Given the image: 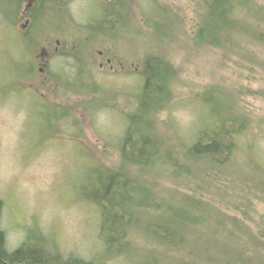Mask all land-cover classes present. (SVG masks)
I'll return each instance as SVG.
<instances>
[{"label":"trees","instance_id":"trees-1","mask_svg":"<svg viewBox=\"0 0 264 264\" xmlns=\"http://www.w3.org/2000/svg\"><path fill=\"white\" fill-rule=\"evenodd\" d=\"M249 1L196 0L203 10L200 11L202 21L198 23L194 43L215 45L225 50L232 43L229 34L236 31L264 47V7L253 1V9H249L253 12L249 16V10L240 7ZM1 3L6 8L4 14L9 15L15 0H0ZM95 4L100 11L97 17L76 27V34L72 33L79 41L84 32L88 33L82 41L83 46L109 41L112 35L108 28L115 26H105L121 21L122 10L117 4L103 9L100 4ZM35 7L37 34L27 39L20 38L23 50L17 55L19 58L9 56L11 68H16L13 75L19 74L26 80V75L32 73V67L36 65L33 54L40 42L37 38L55 28L59 21L58 6L52 0H37ZM65 12L64 22L69 17L67 7ZM245 18L246 21L254 20L255 24L249 21V24H244ZM46 26L52 29L47 30ZM61 28H65V23ZM63 32L65 35L66 31ZM108 33L110 35L105 37ZM79 50L85 54L89 49ZM74 52H64L65 56L55 61L52 74L61 84L77 91L88 88L93 75L83 57ZM245 53L248 55L249 50ZM141 63L142 69L134 71L141 76L136 101L133 102L132 95L128 94L131 107L128 112H123L127 123L119 140V165L109 168L98 163L94 154L77 140L91 160L94 159V164L84 173L79 189L81 199L97 211V240L104 255L100 260L93 258L95 255L90 259L76 254L66 256L56 248V241L32 228L25 230L24 239L16 248L8 249L5 231L0 226V264H107L108 260L120 257L128 262L126 255L130 251L141 252L137 264H143L148 255L156 256L157 262L173 257V264H264V213L252 215L256 213L254 203L251 199L241 198L243 192H247L249 182L264 189V172L258 166L263 159L253 143L258 138L255 131H262L263 121L251 114L249 103L243 101L239 104L244 92L233 87V80L228 78H223L221 84L211 83L193 95L178 97L173 86L177 83L178 74L173 69V102L199 105L202 109L199 124L195 125L189 139L175 129L173 137L176 141L173 143L169 141L168 134L158 133L153 127V131L150 128L149 132H143L134 126L135 122L146 119L151 127L169 101L164 86L168 75L162 74L166 71L164 65L168 63L156 51L147 54ZM81 65L84 69L80 68ZM31 79L27 80L30 87L33 84ZM30 89L44 102L47 101L46 92L45 95ZM95 98L90 97L93 101ZM102 106L107 105L104 103ZM69 113V110L52 103L51 111L43 114V118L49 121L48 127L53 133L60 134L66 129L64 132H69L66 135L84 137L80 124L67 128V121L72 118ZM53 120H57L55 125ZM91 146L95 152L97 145ZM237 152L247 155L245 164L248 166L238 162L235 158ZM135 169L147 170L158 179L145 181L132 173ZM156 181H169L173 183L172 189L160 187ZM2 205L0 202V213ZM254 229L258 230L255 232ZM132 243L134 248L129 245ZM147 243H152L154 248H143ZM128 245L129 249L125 251Z\"/></svg>","mask_w":264,"mask_h":264},{"label":"rangeland","instance_id":"rangeland-1","mask_svg":"<svg viewBox=\"0 0 264 264\" xmlns=\"http://www.w3.org/2000/svg\"><path fill=\"white\" fill-rule=\"evenodd\" d=\"M253 1L264 7V0H250L240 7L253 9ZM95 3L103 6L102 9L117 4L122 10L121 21L108 26L104 24L105 27L115 26L108 28L112 35L109 41L103 40L95 45L90 43L91 47L88 44L83 46L82 41L88 33L84 32L81 41L72 33L76 34V27L97 17L100 11ZM66 5L69 17L65 18V22L57 17L62 20L61 27L65 23V28H60L66 31L65 53L75 51L83 57L93 75L88 88L69 89L52 73L40 74L38 68L26 75L27 80H35L31 79L33 85L28 87L25 77L13 75L16 68H11L9 61V56L19 58L17 55L23 50L22 40L14 34L0 32V202L3 203L0 226L5 231L8 249L16 248L23 241L25 230L32 228L56 241V248L66 256L76 254L90 259L95 255L93 258L100 260L104 255L97 240V211L80 195L79 185L83 182L84 173L94 164V159L91 160L83 146L94 154L98 163L109 168L119 165V140L127 123L123 112H128L131 107L128 94L132 95L133 102L136 101L141 80V76L134 71L142 69L141 62L153 51L159 52L168 63L164 65L166 71L162 74L168 75L164 86L169 101L151 127L146 119L136 121L134 126L143 132H149L150 128L153 131V127L158 133L168 134L172 143L176 141L173 137L175 129L189 139L195 125L199 124L202 109L196 104L190 106L182 101L173 102V86L177 96L185 98L197 90H205L211 83L221 84L223 78H228L233 80V87L244 92L239 104L243 101L249 103L251 114L263 121L262 131H255L258 138L253 143L263 159L258 166L264 172V47L236 31L229 34L232 43L225 50L215 45L195 44L194 35L198 33V23L202 21L200 11L203 10L196 0H70ZM237 9H240L238 5ZM252 12L249 10V16ZM245 21L244 24H255L254 20ZM86 47L89 50L85 54L79 50ZM245 50H249L248 55ZM99 51L103 52V57ZM101 61L103 65L99 66ZM80 68L84 69V66ZM173 69L178 74L174 85ZM30 88L40 94L46 92L47 101L44 102ZM90 88L93 89L90 91ZM95 96L96 101L90 99ZM52 103L71 112L67 128L80 124L84 137L66 135L69 133L64 132L66 129L60 134L53 133L48 127L49 121L43 118V114L51 111ZM104 103L107 106H102ZM56 122L53 120L52 124ZM91 144L97 145L95 152ZM235 156L239 163H244L242 166H248L244 152H237ZM132 173L145 181L156 178L147 170L135 169ZM156 182L160 183V187L172 189L173 183L169 181ZM246 191L241 198L251 199L254 203L256 213L252 215L264 213V189L249 182ZM129 245L135 247L134 243ZM143 248L153 249L154 246L147 243ZM140 255L141 252L130 251L126 255L128 262L120 257L108 260L107 264H137ZM143 264H173V257L157 262L156 256L148 255Z\"/></svg>","mask_w":264,"mask_h":264},{"label":"flooded vegetation","instance_id":"flooded-vegetation-1","mask_svg":"<svg viewBox=\"0 0 264 264\" xmlns=\"http://www.w3.org/2000/svg\"><path fill=\"white\" fill-rule=\"evenodd\" d=\"M25 1V3H24ZM112 1V0H106ZM70 0H52V3L58 6V18L62 17V20L65 17V9L67 7ZM24 3V4H23ZM36 4L37 0H15V4H13L9 15H5L4 12L6 8L3 7V4H0V26L9 28L10 32L14 35L19 36L20 38L27 39L31 38L34 33L37 34L36 25L38 22L36 21ZM59 20L56 24L55 28L47 27L46 29H52L48 32L44 33L40 37V46L34 50L35 54L34 61L36 63L35 66L32 67L34 71L35 68L41 72L40 74L45 75L48 73H54L55 71V61L64 57L65 54V35L61 28V21ZM100 52V51H99ZM100 56L103 57V52H100ZM107 62H109L108 56L105 57ZM99 66L103 65V61H101Z\"/></svg>","mask_w":264,"mask_h":264}]
</instances>
